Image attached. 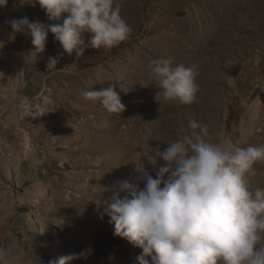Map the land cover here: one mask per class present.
<instances>
[{
	"label": "rangeland",
	"instance_id": "rangeland-1",
	"mask_svg": "<svg viewBox=\"0 0 264 264\" xmlns=\"http://www.w3.org/2000/svg\"><path fill=\"white\" fill-rule=\"evenodd\" d=\"M118 2L129 38L82 57L64 53L55 74L47 60L63 49L53 34L38 56L10 23L27 16L47 25L45 12L26 0L0 7V247L12 264H48L82 251L72 264H136L141 249L113 235L109 217L101 219L89 199L101 192L108 199L142 165L154 176L163 162L151 163L152 151L182 138L189 121L231 134L242 147L264 144V0ZM156 58L199 64L195 103L155 99L147 66ZM114 79L130 87L124 94L116 86L126 106L120 115L82 97ZM24 98L43 113L19 118ZM254 168L252 186L264 187V162Z\"/></svg>",
	"mask_w": 264,
	"mask_h": 264
},
{
	"label": "clouds",
	"instance_id": "clouds-1",
	"mask_svg": "<svg viewBox=\"0 0 264 264\" xmlns=\"http://www.w3.org/2000/svg\"><path fill=\"white\" fill-rule=\"evenodd\" d=\"M26 2L38 4L51 23L23 16L11 20V27L31 38L32 52L38 56L46 49L48 34H53L63 53L48 57L50 74L58 71L64 53L75 51L82 57L87 49L110 50L132 32L118 0ZM7 3L0 0V7ZM147 68L159 89L158 102L162 97L191 105L199 99L198 63L173 66L171 59L156 58ZM114 80L107 88L82 91V97L120 115L126 107L120 92L127 94L130 87L123 79ZM39 99L50 102L43 92ZM39 113L43 112L33 109L32 100H21L19 118L35 119ZM181 132L182 138L152 151L151 163L163 162L154 176L142 165L136 168L138 175L117 181L108 199L101 192L89 201L101 219L109 217L113 235L141 249L136 264H264V187H253L250 181L256 174L254 165L264 162V144L242 147L231 134L214 132L209 124L195 120ZM85 256L83 251L72 252L48 264H72ZM0 264H12L6 247H0Z\"/></svg>",
	"mask_w": 264,
	"mask_h": 264
}]
</instances>
